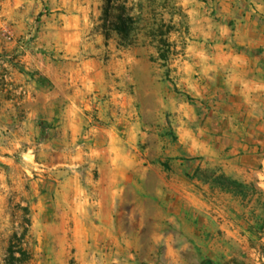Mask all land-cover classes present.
Instances as JSON below:
<instances>
[{
  "label": "rangeland",
  "instance_id": "rangeland-1",
  "mask_svg": "<svg viewBox=\"0 0 264 264\" xmlns=\"http://www.w3.org/2000/svg\"><path fill=\"white\" fill-rule=\"evenodd\" d=\"M204 1L0 0V46L31 90L55 88L43 63L85 99L62 129L51 113L0 135V264H264V163L231 176L241 194L205 150L250 132L207 113L202 80L234 35L203 32Z\"/></svg>",
  "mask_w": 264,
  "mask_h": 264
},
{
  "label": "crops",
  "instance_id": "crops-1",
  "mask_svg": "<svg viewBox=\"0 0 264 264\" xmlns=\"http://www.w3.org/2000/svg\"><path fill=\"white\" fill-rule=\"evenodd\" d=\"M202 5L198 19L204 22L200 26L203 32L215 28L234 35V45L219 46L216 56L225 73H208L202 80L215 99L210 101L207 113L225 116L220 121H225L224 126L232 131L250 132L236 148L231 146L233 149L224 146L223 138L213 139L208 133L205 150L216 159L224 158L221 163L229 176L240 178V174L252 171L260 175L255 170L264 163V0H205ZM189 13L192 18L197 17L194 10ZM14 47L0 46V135L4 136L5 131L9 139L24 126H49L46 115L51 113L55 127L62 129L65 115L74 114L79 101L85 99L80 98L79 92L75 95L65 91L60 76L43 63L37 67L55 88L39 93L31 90L26 77L11 61ZM67 100L71 104L64 107ZM111 207L115 209L116 205L112 203Z\"/></svg>",
  "mask_w": 264,
  "mask_h": 264
},
{
  "label": "trees",
  "instance_id": "trees-1",
  "mask_svg": "<svg viewBox=\"0 0 264 264\" xmlns=\"http://www.w3.org/2000/svg\"><path fill=\"white\" fill-rule=\"evenodd\" d=\"M132 21L133 19L131 17L120 18V23L116 26V31L120 36L127 38L130 35ZM161 57L163 59H167L166 55L162 56L161 54ZM215 181L225 190L234 191L241 194H244L246 192L245 186L241 182L226 174H220L215 179Z\"/></svg>",
  "mask_w": 264,
  "mask_h": 264
},
{
  "label": "built area",
  "instance_id": "built-area-1",
  "mask_svg": "<svg viewBox=\"0 0 264 264\" xmlns=\"http://www.w3.org/2000/svg\"><path fill=\"white\" fill-rule=\"evenodd\" d=\"M7 37H9L8 39H12L13 38V33L10 31H7Z\"/></svg>",
  "mask_w": 264,
  "mask_h": 264
}]
</instances>
